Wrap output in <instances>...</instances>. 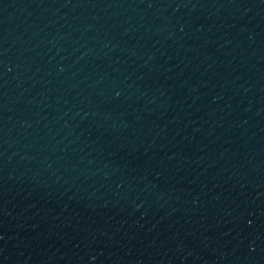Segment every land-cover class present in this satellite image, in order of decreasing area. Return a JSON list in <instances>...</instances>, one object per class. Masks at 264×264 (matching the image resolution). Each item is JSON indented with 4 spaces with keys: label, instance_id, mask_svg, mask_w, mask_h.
Returning <instances> with one entry per match:
<instances>
[{
    "label": "water",
    "instance_id": "1",
    "mask_svg": "<svg viewBox=\"0 0 264 264\" xmlns=\"http://www.w3.org/2000/svg\"><path fill=\"white\" fill-rule=\"evenodd\" d=\"M0 264H264V0H0Z\"/></svg>",
    "mask_w": 264,
    "mask_h": 264
}]
</instances>
